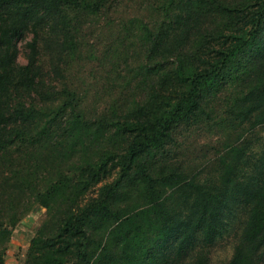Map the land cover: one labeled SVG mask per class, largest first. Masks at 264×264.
Returning <instances> with one entry per match:
<instances>
[{"label":"trees","instance_id":"16d2710c","mask_svg":"<svg viewBox=\"0 0 264 264\" xmlns=\"http://www.w3.org/2000/svg\"><path fill=\"white\" fill-rule=\"evenodd\" d=\"M155 2L153 19L130 20L133 93L122 78L119 97L89 116L81 87L53 74L82 58L71 14L97 17L111 0H0V264L29 200L49 217L27 264H178L222 237L235 205L246 219L228 264L264 256V136L256 150L249 140L221 150L212 181L157 164L183 129L264 131V0ZM44 16L61 47L54 71L37 34L18 62Z\"/></svg>","mask_w":264,"mask_h":264},{"label":"rangeland","instance_id":"374dc122","mask_svg":"<svg viewBox=\"0 0 264 264\" xmlns=\"http://www.w3.org/2000/svg\"><path fill=\"white\" fill-rule=\"evenodd\" d=\"M93 1V0H91ZM156 0H111L112 8L97 17H81L71 14L81 23L79 35L82 40V58L68 69L54 77L63 83H73L81 87L87 96L85 110L89 116L108 108L120 95L119 87L122 78L131 82L125 86V93H133L137 79L128 75L131 66L135 65L132 56L137 52V36L130 20L153 19V6ZM27 34L26 40L19 44V64L27 62L29 52L27 45L38 35V46L41 51L40 63L45 70L54 71L59 60L61 49L58 35L54 32L53 23L44 16L39 18ZM79 57V56H78ZM135 73H133V76ZM142 77L139 81H142ZM129 90H128V88ZM214 102V96L210 97ZM176 147L157 158L159 167L171 165L185 173L194 175L203 181H212L218 175L219 152L233 143L246 140L253 142L256 148L264 136L260 128L237 127L227 121L225 127L214 128L199 126L183 129L179 132ZM254 149V148H253ZM255 152V151H254ZM229 216L222 237L212 245L197 244L193 251L182 256L178 264H228L239 244L246 219L243 205H235ZM49 217V211L32 200L27 204V211L11 229V236L2 251L4 264H27L31 241ZM256 264H264V256ZM253 263V264H255Z\"/></svg>","mask_w":264,"mask_h":264}]
</instances>
